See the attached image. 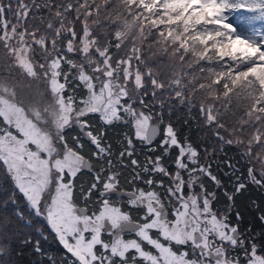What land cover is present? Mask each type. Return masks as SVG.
<instances>
[{
	"label": "snow or ice",
	"instance_id": "6c2138e0",
	"mask_svg": "<svg viewBox=\"0 0 264 264\" xmlns=\"http://www.w3.org/2000/svg\"><path fill=\"white\" fill-rule=\"evenodd\" d=\"M0 264H264V0H0Z\"/></svg>",
	"mask_w": 264,
	"mask_h": 264
}]
</instances>
